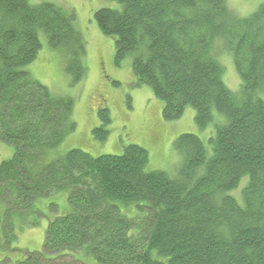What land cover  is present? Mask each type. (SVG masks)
<instances>
[{"label":"trees","instance_id":"1","mask_svg":"<svg viewBox=\"0 0 264 264\" xmlns=\"http://www.w3.org/2000/svg\"><path fill=\"white\" fill-rule=\"evenodd\" d=\"M113 1L120 7L95 17L115 38V60L132 59L166 120L192 105L201 129L213 122L211 155L197 134L184 133L174 141L183 156L175 176L148 169L138 144L100 156L72 148L46 161L75 129L74 105L25 67L39 55L43 31L80 81L87 40L74 13L55 2L0 0V140L16 152L0 164V231L26 221L41 196L67 188L72 206L49 219L43 251L13 264H87L75 256L80 250L97 264H264V2L238 17L229 0ZM220 43L241 78L237 92L225 83ZM99 114L93 131L104 140L111 115ZM247 176L241 203L230 192Z\"/></svg>","mask_w":264,"mask_h":264},{"label":"rangeland","instance_id":"2","mask_svg":"<svg viewBox=\"0 0 264 264\" xmlns=\"http://www.w3.org/2000/svg\"><path fill=\"white\" fill-rule=\"evenodd\" d=\"M55 2L65 11L73 12L76 25L87 40V54L84 61L87 75L80 81H73L65 70V56L62 49L51 48L47 35L39 33L42 47L40 53L25 68L34 78L48 86L54 95L72 98L73 129L58 146L46 153L45 160L51 161L62 154L78 148L92 156L122 154L126 145L143 146L150 156L148 169L163 170L170 176L177 175L183 156L175 148L174 141L184 133H195L205 143L211 155L210 138L215 134L214 123L200 128L196 122V111L192 105L186 107L179 119L166 120L163 115V101L156 97L148 84L137 80L132 70V59L124 57L120 63L115 60V38L105 35L98 26L95 13L105 7H120L113 0H31L33 3ZM264 0H229L235 14L248 16L257 11ZM218 58L225 66L223 74L226 85L234 92L240 90L241 78L233 57L220 43ZM218 50V49H217ZM105 78V79H104ZM109 109L111 122L107 123L109 133L101 140L93 129L102 124L100 110ZM12 144L0 140V164L15 155ZM248 181L244 177L239 186L230 193L242 203V189ZM69 189L41 196L34 203L25 219H18L14 228L4 225L0 231V264H13L33 250L43 251L44 235L49 219L72 211L69 204ZM42 215H38L37 211ZM3 233V234H2ZM89 264H97L92 255L78 251L75 255Z\"/></svg>","mask_w":264,"mask_h":264},{"label":"bare ground","instance_id":"3","mask_svg":"<svg viewBox=\"0 0 264 264\" xmlns=\"http://www.w3.org/2000/svg\"><path fill=\"white\" fill-rule=\"evenodd\" d=\"M104 79H105V78H104ZM68 134H69V133H68ZM70 134H71V133H70ZM185 177H186V176H185ZM198 183H199V182H198ZM8 205H9V204H8ZM153 257H154V256H153ZM153 257H152V258H153ZM160 258H161V257H160ZM162 259H163V258H162Z\"/></svg>","mask_w":264,"mask_h":264}]
</instances>
